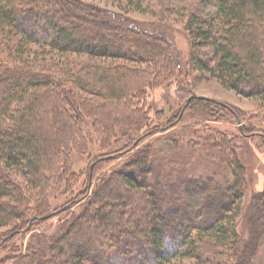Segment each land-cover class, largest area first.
<instances>
[{"label": "trees", "instance_id": "1", "mask_svg": "<svg viewBox=\"0 0 264 264\" xmlns=\"http://www.w3.org/2000/svg\"><path fill=\"white\" fill-rule=\"evenodd\" d=\"M212 1L215 9L209 14L185 16L193 43L187 76L208 72L237 93L264 101V0ZM82 2L0 0V228L11 229L0 233V248L10 251L0 264H35L39 258L40 264H248L254 245L241 248L235 222L246 173L233 143L220 132L221 138L208 136L203 143L213 157L222 156L231 166L233 181L217 186L215 199L199 210L185 202L186 192L197 187L194 180L192 193L186 182L167 180L166 168H156L149 161L150 149H144L135 158L130 155L126 166L101 177L91 191L97 168L89 170L85 189L64 205L66 211L74 205L82 209L69 213L60 234L50 239L39 233L27 245L15 242L51 218H43L52 212L47 192L76 179L68 157L87 150L80 121L92 120L103 145L117 137L119 128L148 129L96 162L99 166L122 156L138 139L156 134L157 128L149 129L148 93L170 83L183 67L164 35L159 43L148 44L109 34L105 25L135 33L127 27L128 13L105 8L97 21L84 22L72 7ZM202 50L201 62L195 56L203 57ZM201 106L208 116H233L241 122L239 111L229 104L194 96L181 113L198 112ZM239 130L246 137H264L244 126ZM143 227L146 232L140 234Z\"/></svg>", "mask_w": 264, "mask_h": 264}, {"label": "rangeland", "instance_id": "2", "mask_svg": "<svg viewBox=\"0 0 264 264\" xmlns=\"http://www.w3.org/2000/svg\"><path fill=\"white\" fill-rule=\"evenodd\" d=\"M82 1L83 5L80 4V7L74 4L72 6L73 10L78 12V19L81 18L84 22L97 21L99 16L105 15V8L128 13L126 14L129 16L126 21L127 27H133L130 29L135 33H131L127 28L118 29L109 25H105L104 31H108L109 34L117 32L125 35L129 42L145 41L148 44L159 43L157 39H160V35H164L179 53L183 67L179 68L178 73L170 83L162 84L149 92L150 94L148 93L146 107L151 110L149 129L157 128L156 134L147 138L143 137L140 139L141 142L139 141L140 144H137L138 146L136 145L134 149L123 153L122 156H118V158L116 156L113 160H104L99 166L96 162L99 157L106 158L107 155L115 153L125 145L128 146L129 142L126 139L139 137L148 129L130 131L125 127L119 128L116 130L117 137L112 138L106 145H103L104 141L100 137L102 133L99 132L100 130L97 127L93 126L92 120L85 118L80 121L83 132L82 138L86 143L87 150L86 152L76 150L72 151L70 155L68 154L71 171L77 173V177L70 182L55 185L46 195L50 211L54 212L53 210L56 209L61 211L47 219L45 223L36 226L37 228L29 229L16 237L15 242L18 245H27L31 242L33 236L39 233L50 239L60 234L58 232L69 213L71 214L73 211L77 213L82 209L80 207L76 208V205H74L72 207L73 211H66L67 207H64V205L85 189L88 182V173L91 174L89 170L97 168V172L92 177V186L89 189L91 191L100 183L101 177L126 166L125 163L130 161L131 156L135 158L144 149H150L149 161H152L156 168L158 164L166 168L163 176L167 180L173 183H177V181L186 182L190 193H192L191 190L194 189V186H197L194 193L189 194L188 191L186 192L185 202L188 203L190 209L199 210L207 201L215 199L218 187L223 186L226 181L229 183L233 181L231 166L225 163V160H222V156L213 157L206 149V143H203V139L208 136L221 138L218 135V132H220L222 136L233 143L236 156L246 173L244 185L246 192L242 201L241 212L235 220L237 230L242 237L243 245L241 248L243 249L248 242L254 245L255 252L248 264H264V212L261 211L264 204V195L258 199V194L264 192V137L258 135L246 137L239 130L241 126H244L249 133H264V101H261L258 97L237 93L208 72L199 73L190 70L192 76H187L186 65L192 53L193 43L185 29V16L189 12H199L201 15L209 14L215 9L213 1ZM158 30L161 32L157 33ZM141 31L153 32L157 35L151 38ZM202 53L204 56L200 58L203 59L198 58L197 55L195 59L201 62L205 61L204 50H202ZM184 87L187 89H183ZM192 96L202 101L218 100L229 104L239 111L241 122L233 116H211V114L208 116V114L201 112L203 106L198 109L200 110L198 112L188 110L181 113L185 102L187 99H191ZM219 152L221 153V150H218ZM135 172L136 177L140 179L141 173L136 170ZM184 178L185 181H183ZM187 179L189 180L186 181ZM192 180H194V186L191 183ZM111 184V186H116L117 182H111ZM113 198L115 197L113 196ZM112 202H114L111 203L112 206L115 204L117 208H120L117 202L114 200ZM127 218L130 221L129 216ZM6 231L11 232V229L9 227L0 228V233ZM108 231L114 232L111 229ZM143 232H146V227L141 228L139 233L143 234ZM255 235H257L256 239ZM1 248L0 261L5 258L4 255L9 251V249L5 250L4 247ZM38 248L43 250L42 245ZM40 260L42 258H39L35 264H40Z\"/></svg>", "mask_w": 264, "mask_h": 264}, {"label": "water", "instance_id": "3", "mask_svg": "<svg viewBox=\"0 0 264 264\" xmlns=\"http://www.w3.org/2000/svg\"><path fill=\"white\" fill-rule=\"evenodd\" d=\"M139 141H140V139H138V140L135 142L134 146H136V145L139 143ZM60 211H61V210L51 212L50 214L44 216L43 218H49V217H52V216L56 215L58 212H60Z\"/></svg>", "mask_w": 264, "mask_h": 264}]
</instances>
